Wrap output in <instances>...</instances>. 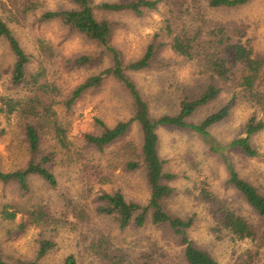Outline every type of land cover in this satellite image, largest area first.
Returning a JSON list of instances; mask_svg holds the SVG:
<instances>
[{
    "label": "rangeland",
    "instance_id": "374dc122",
    "mask_svg": "<svg viewBox=\"0 0 264 264\" xmlns=\"http://www.w3.org/2000/svg\"><path fill=\"white\" fill-rule=\"evenodd\" d=\"M38 9L31 13L24 26L11 25L26 52L33 57L28 74H34L43 62L45 83L56 86L60 101L90 76L99 74L108 62L95 61L91 66L71 69L68 62L83 55H97V46L77 33L71 32L59 21H40L43 13L73 8L70 0H36ZM127 2L131 0H93ZM203 14L183 13L179 29L192 35L200 25L225 26L235 38H241L264 60V0H251L238 8L222 11L206 9L207 0H199ZM168 9L161 5L158 11L136 17L132 13H103L96 10L99 20L114 24L113 45L127 62L139 59L153 42L164 47L159 59L160 69L131 73L147 101L154 117L175 113L182 91L196 96L211 84L223 87L219 100L200 109L192 119L200 122L227 103L231 94L212 72L200 61H189L171 48V38L163 31ZM39 41H44L54 57L40 56ZM43 59V61H42ZM14 58L8 46L0 40V99L3 96L22 98L25 91L11 85ZM259 88L264 92V79ZM63 134L54 128L42 132L40 156H50L51 171L58 180L56 189L43 180L30 179V191L22 192L15 183L0 182V250L4 259L12 264L37 259L40 242L51 240L55 248L41 260V264H64L74 256L77 264H186L185 245L181 236L168 228H157L150 222L143 228L131 225L122 230L117 222L96 212L98 198L103 193L121 191L127 201L147 204L150 188L146 171L142 167L130 171L126 163L139 161L143 135L135 123L128 134L103 151L88 145V134H99L96 120L113 127L133 115L131 101L113 80H107L98 90L84 95L70 110L63 104L56 107ZM253 115L264 119L255 106L237 100L230 117L211 129L213 137L222 145L244 137V126ZM26 121L20 117L0 115V170L4 172L24 168L30 160L25 137ZM159 155L166 173L173 175L166 183L173 195L163 203L174 217L193 218L194 226L187 231L194 245L209 252L219 264H264V219L229 184L230 173L224 157L210 151L204 139L193 131L178 128H160ZM258 158H250L240 151L225 152L226 159L240 177L255 186L264 195V131L253 138ZM206 191L210 197L206 196ZM7 208L16 212L14 220L4 219ZM230 210L246 218L258 232L255 241H238L222 226V215ZM85 211L88 218L78 212ZM44 212V223L36 224L31 213ZM102 240L104 250L96 248Z\"/></svg>",
    "mask_w": 264,
    "mask_h": 264
},
{
    "label": "trees",
    "instance_id": "16d2710c",
    "mask_svg": "<svg viewBox=\"0 0 264 264\" xmlns=\"http://www.w3.org/2000/svg\"><path fill=\"white\" fill-rule=\"evenodd\" d=\"M251 0H207L206 9L222 11L238 9ZM71 9L47 11L40 18L42 22L59 21L71 32L77 33L87 41L95 44L100 52L97 55H83L68 62L71 69L91 66L95 61L108 62V66L99 74L90 76L80 84L65 101H60L59 89L45 83L46 68L41 63L38 72L29 75L28 68L33 57L21 45L11 25L24 26L29 15L38 9L36 0H0V40L9 48L13 58L11 85L25 91L22 98L3 96L0 99V115L20 117L26 121L25 137L30 160L24 168L4 172L0 170V182L15 183L22 192L30 191V179L37 177L49 187L56 189L58 180L50 169L52 158L40 156L42 132L46 128H54L63 134L56 107L63 104L67 110L87 93L100 89L107 80H113L127 94L131 101L133 115L129 120L117 122L113 127L103 120L97 119L99 134H88L86 143L103 151L123 139L133 124H137L143 135L141 158L139 161L130 160L126 168L130 171H146V180L150 188V199L147 204L127 201L121 191L103 193L99 198L96 212L100 216L114 219L119 228L124 230L131 225L143 228L150 222L157 228H168L181 236L185 245L184 258L186 264H219L209 253L197 248L187 236V231L194 226L193 218H179L170 215L164 208V201L173 195V189L166 182L174 178L164 170V162L159 155L160 128H178L190 130L201 136L210 151L224 157L230 173L229 184L233 186L264 219V195L252 184L242 179L233 165L226 159L225 152L237 150L250 158L260 156L253 145V138L264 131V119L253 115L244 126V137L234 139L222 145L212 135L211 129L226 121L234 103L243 100L258 108L264 114V92L259 88L260 80L264 79V60L255 55V50L241 38L236 39L225 26H203L197 28L192 35L189 30L179 29V21L184 12L202 15L203 7L199 0H131L127 2H103L94 5L93 0H70ZM168 9L163 31L171 38V50L189 61L202 62L223 86L228 87L230 100L207 115L198 123L192 119L197 112L219 100L224 92L211 82L200 94L191 96L182 91L175 113L154 117L149 105L139 90L131 73H141L151 69H160L165 64L159 59V53L165 46L162 42L151 43L142 57L127 62L123 53L113 45L114 24L108 20H99L96 10L103 13H132L143 17L146 13L158 11L161 5ZM41 58L54 57L53 50L44 42L39 41ZM42 59V61H43ZM206 196L210 197L208 191ZM2 215L6 220H14L16 212L4 208ZM33 223H44L46 213L33 212L30 214ZM79 217L88 218L85 211L78 212ZM222 226L238 241H255L258 237L256 228L246 218L234 211L227 210L222 215ZM100 240L96 248L104 246ZM55 243L51 240L40 242L37 259L17 264H41L53 249ZM104 250V248L102 249ZM0 264L7 262L0 250ZM64 264H77L74 256H69Z\"/></svg>",
    "mask_w": 264,
    "mask_h": 264
}]
</instances>
